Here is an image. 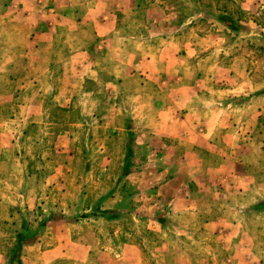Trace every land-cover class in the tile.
<instances>
[{"label": "crops", "instance_id": "1", "mask_svg": "<svg viewBox=\"0 0 264 264\" xmlns=\"http://www.w3.org/2000/svg\"><path fill=\"white\" fill-rule=\"evenodd\" d=\"M156 2L0 0V210L21 203L63 216L23 243L20 264H144L141 245L124 230H111L107 247L97 229L83 233L89 221L120 226L125 216L163 236L167 226L187 231L176 232L175 243L181 235L198 242L197 227L203 243L223 249V260L264 264L254 253L264 237V90L246 75V58L222 61L231 49L223 37L199 32L197 16L180 19ZM240 7L257 13L264 0H240ZM209 18L218 33L227 29ZM135 22L145 24L144 34L131 30ZM79 130L87 167L99 162L106 175L121 141L124 173L116 180L130 178L135 188H113L87 205L83 191L72 204L47 205L40 193L71 176ZM104 130L105 139L97 134ZM28 139L39 146L31 162L43 190L16 151ZM105 211L120 213L107 218ZM1 218L0 264H16L3 250L15 238L1 229L15 224Z\"/></svg>", "mask_w": 264, "mask_h": 264}, {"label": "rangeland", "instance_id": "2", "mask_svg": "<svg viewBox=\"0 0 264 264\" xmlns=\"http://www.w3.org/2000/svg\"><path fill=\"white\" fill-rule=\"evenodd\" d=\"M156 4L161 5V7L167 11H178L179 15L181 16L180 19L183 20L184 17L192 15L197 16L199 21L197 23H194L193 25L199 30V32L206 33L211 37H217L219 35L220 37H223L225 39L228 45H230L231 49H227V54H229L226 55L227 57H223L222 61H228L229 57H237L243 61L244 58H246L247 61H249V63L247 62L248 68L246 75H248L251 81L255 83V86H257V92H261L264 90V30L260 29V27H264V7L258 10L257 13L243 10L240 7V0H159V2H156ZM213 15L229 16L234 20H237V22H239L241 26L238 30H231L226 27L227 29H224V31L218 33L215 30L216 27L211 26L212 22H210L209 20L211 19L209 17ZM254 22L256 23V25H258L257 28L258 30H260V33H258L259 31L255 29ZM131 30L133 32L136 31V33L144 34L146 26L142 22H135L134 27H131ZM181 32H183V30H181ZM255 33H258V35H256ZM180 37L182 38V34H180ZM153 47L154 46H151V48ZM204 57L205 55H203V53H200L197 63H195L198 66H202L204 64V61H202L201 59H203ZM240 63L245 64L242 62ZM227 77L228 82H230L231 77ZM128 84L130 86L129 82ZM103 123L113 124L114 121H111L109 117H104ZM115 123H117V121ZM75 134L77 135V140L75 141V143H77V146L79 148L78 150H73L74 154L73 152L72 154L70 152L71 162H69L68 165L73 169L71 176L66 177L61 182H57L59 186H53V188L50 189L43 190V184L40 183L41 181H43L41 180L43 176L41 175V172L37 171V169L35 168V162H31L32 160H34L35 154L37 155L40 152L38 144L34 142V139H28V141L22 140L18 142L16 146V151L17 153L19 152L18 154L22 157L24 166L26 167L27 164L28 167L31 166V174L29 180L33 182V187H36L37 184L39 187H41L43 191L41 190L42 193H40V195L41 197H43L47 205L53 207H64L67 204H72L77 194L82 191L84 194L82 204L87 205L91 202H95L96 200H100V197H105L108 191H112L115 188L116 190L114 192H116L117 189H120V191L125 190L123 187L131 189L135 188V185H132L133 181L130 178L125 180H116V176L118 175V173H124V171L120 170V166L118 163V157H121L123 149L121 147V141H119L120 143L118 146L111 148V153L114 152L113 156L115 155V158L113 159V162L109 163L110 167L108 170V175H106V173L102 171L101 163L99 162L94 163L92 167H87L84 156L80 153L81 150L83 151L82 145H85V142H87V140L85 139L86 132H84L83 130H79L78 133L75 132ZM97 134L104 135V139L108 135L106 130H104L103 132L99 131V133L97 132ZM262 134H264V132H262ZM108 137L110 138V136ZM120 139L122 140V137H120ZM42 151H46V153L44 154L46 156L49 149ZM95 154H99V152H97V148H95L91 152L92 156H95ZM56 159L58 161H61L63 157L56 156ZM88 172L89 175H87ZM93 174L97 175L98 178H94ZM119 196L120 194L117 193V196H115L114 199L118 200ZM111 199H109L110 201L105 200L103 202V205H112ZM20 205L24 207L23 204L20 203ZM0 212L3 216L1 220L6 218L8 221L11 220L12 222L19 223V221H22L26 218L28 223L31 224L32 228L42 217L40 215H37L36 212H31L29 215L24 212H18L13 215L11 214V218H7L8 212L5 206L2 210H0ZM52 213L54 215H58V213L56 212ZM183 216L185 217L186 214H183ZM262 217H264V213H262ZM86 226L87 229L83 233L85 234L86 232H91L88 231L90 229H97V232L99 233V240L102 244H104V247H107V245H113L110 243L109 238H107L108 240L105 239V236H107L111 230H117V232L124 230L123 233H125V236H128L127 238L131 243H138L136 244L138 247L139 245H141L139 256L144 264H233L232 261L227 262L223 260L225 258L223 249H221L220 247H215V244H210L209 242L203 243V233H201V231L198 230L197 227H195L196 232L192 233L193 235L195 234V238L198 240V242H194L192 239L181 235L183 237H181L175 243V241L172 240L174 234L176 232L187 233V231L183 232L182 228H170L167 226L165 232H163L166 233V236L161 235L159 231L153 230L152 233V231H150L151 229L147 232L146 230H143V227L141 226H138L136 228L133 227L134 225L129 216H125V219L120 226L115 222L107 224L106 222L100 223L91 221H89ZM122 226L124 227L122 228ZM2 230H5V228H3ZM261 234L263 233L261 232ZM199 238H201L202 244L201 242H199ZM259 239L262 240V242L255 244L254 253L257 255L261 254V257L264 260V237H262L261 235ZM142 241L143 244L141 243ZM119 243H121L120 240H117L115 246H119ZM199 246L204 247V253L199 250ZM203 255L204 257L206 255L209 256V258L205 259V263L202 259ZM259 257L260 256H257V258Z\"/></svg>", "mask_w": 264, "mask_h": 264}, {"label": "trees", "instance_id": "3", "mask_svg": "<svg viewBox=\"0 0 264 264\" xmlns=\"http://www.w3.org/2000/svg\"><path fill=\"white\" fill-rule=\"evenodd\" d=\"M213 17L217 19L219 22H221L225 27L231 29V30H238L241 26L237 20H234L233 18L226 16V15H217ZM264 205V202L262 203ZM8 214H16L18 212H24L27 215H29L31 212H29L25 207H22L21 205L6 208ZM120 212H111V211H105L103 212V215L107 218L109 217H117ZM37 215L42 216L37 224L32 228L31 224L28 223L27 219H23L22 221L13 222L15 226H3V228H6L4 231L6 234L8 233L10 236H13L14 242L5 243L3 244V250L7 252V256L9 257L10 263L11 261H15L16 264H20L18 260V256L21 252V247L23 243L30 242L33 239H35L39 232L47 225L48 221L63 218L61 214L54 215L51 211H47L45 214L43 212L36 213ZM6 221H2V224H5ZM2 228V229H3Z\"/></svg>", "mask_w": 264, "mask_h": 264}]
</instances>
